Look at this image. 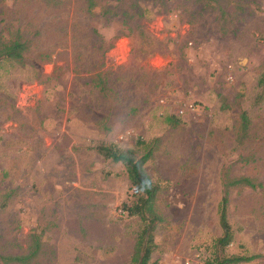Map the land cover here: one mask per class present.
Instances as JSON below:
<instances>
[{"label":"rangeland","instance_id":"obj_1","mask_svg":"<svg viewBox=\"0 0 264 264\" xmlns=\"http://www.w3.org/2000/svg\"><path fill=\"white\" fill-rule=\"evenodd\" d=\"M0 264H128L140 229L125 167L101 147L154 145L163 186L151 263L264 264V0H0ZM251 120L243 144L240 115ZM231 188L225 248L224 175Z\"/></svg>","mask_w":264,"mask_h":264},{"label":"trees","instance_id":"obj_2","mask_svg":"<svg viewBox=\"0 0 264 264\" xmlns=\"http://www.w3.org/2000/svg\"><path fill=\"white\" fill-rule=\"evenodd\" d=\"M29 50V42L25 41L20 35L9 41L0 39V60H9L23 63L25 54ZM251 120L246 112L240 115L237 139L243 144L249 134ZM154 145H149L144 141H138L135 148L119 150L114 145L101 147L102 154L114 163H121L126 170L130 186L134 189L133 200L131 203H124L123 211L130 217H138L140 229L137 234L133 255L128 264H158L151 263L152 255L157 250L155 243V233L158 226L164 222V217L157 208L159 197L163 191L160 182L154 181L146 170V164L153 158ZM243 187L258 189L263 188L255 178L246 176L230 177L228 171L224 175V197L220 204V223L223 235L217 240L218 247H228L233 241L231 226L228 221V204L231 188ZM39 251V243L31 249L29 255L22 257H4L7 262L28 264L33 260ZM258 256H219L209 264H243L257 259Z\"/></svg>","mask_w":264,"mask_h":264}]
</instances>
